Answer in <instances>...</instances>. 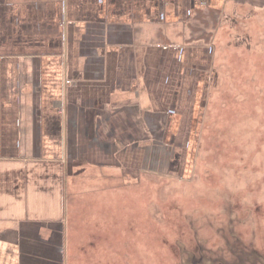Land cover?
Masks as SVG:
<instances>
[{"label": "crops", "instance_id": "obj_1", "mask_svg": "<svg viewBox=\"0 0 264 264\" xmlns=\"http://www.w3.org/2000/svg\"><path fill=\"white\" fill-rule=\"evenodd\" d=\"M249 16L264 0H0V264L83 261L80 184L164 174L176 151L189 167L213 25Z\"/></svg>", "mask_w": 264, "mask_h": 264}, {"label": "rangeland", "instance_id": "obj_2", "mask_svg": "<svg viewBox=\"0 0 264 264\" xmlns=\"http://www.w3.org/2000/svg\"><path fill=\"white\" fill-rule=\"evenodd\" d=\"M251 17L213 25L211 96L190 166L176 151L164 174L80 184L90 230L74 232L73 248H86L69 264H264V17Z\"/></svg>", "mask_w": 264, "mask_h": 264}]
</instances>
